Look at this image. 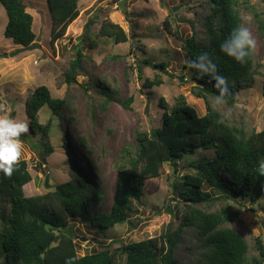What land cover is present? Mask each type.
<instances>
[{"label": "trees", "instance_id": "obj_1", "mask_svg": "<svg viewBox=\"0 0 264 264\" xmlns=\"http://www.w3.org/2000/svg\"><path fill=\"white\" fill-rule=\"evenodd\" d=\"M0 3L7 16L4 36L20 46L31 44L36 38L33 16L23 0H0ZM47 3L51 16L49 40L54 46L78 16L79 0H47ZM203 7L202 34L183 39L181 46L188 57L183 68L189 70L191 79L199 85L193 90L205 100V114L199 115L182 95L170 108L161 98L159 103L164 112L160 125L136 132L133 153L130 146L123 150L113 202L107 211L94 209L93 203L98 202L102 194L91 186L72 158L68 163L70 179L54 183V188H50L48 182L47 191L41 194H24L23 186L32 178L25 159L19 160L11 177L0 173V264H178L175 251L186 226L195 227L197 231L199 257L196 264H263L262 238L257 236L249 242L238 228L229 224L237 221L239 215V209L232 207V200L247 199L254 204L264 192V128L248 130L239 120L228 121L225 113L210 103L218 92L209 77L201 78L188 64L200 53H209L219 73L229 81V94L221 104L227 110L234 106L237 91L253 87L256 76L262 77L264 97V70L263 65L254 61L255 51L241 65L220 50L232 30L243 27L242 10L252 14L264 45V11L250 0H207ZM97 22V31L92 32L91 27ZM163 24L169 34L181 39L168 21ZM93 33L115 44L128 40L118 23L100 19L96 13L90 16L79 43L73 46L74 56L64 74L68 88L77 72L84 68L81 43L85 40L89 46L96 44ZM143 63L166 72L165 61L153 63L145 59ZM161 83L158 75L145 79L147 88ZM67 98L52 97L48 87L40 85L25 101L29 130L42 141L39 145L42 161L53 151V146L48 142L49 125L39 122L38 113L47 106L54 115L60 116L62 107L70 104ZM27 136L29 132L20 139L28 140ZM81 144L85 145L82 137ZM201 150L211 151L212 156L198 157ZM189 158L190 163H187ZM180 160H185L187 171L177 175L171 183L172 200H176L172 207L181 217L176 229L168 228L154 237L122 243L116 249L79 255L72 220L81 219L100 231L127 222L134 211L132 200L141 199L146 181L161 175L165 164L173 165L175 172Z\"/></svg>", "mask_w": 264, "mask_h": 264}, {"label": "rangeland", "instance_id": "obj_2", "mask_svg": "<svg viewBox=\"0 0 264 264\" xmlns=\"http://www.w3.org/2000/svg\"><path fill=\"white\" fill-rule=\"evenodd\" d=\"M205 1L79 0L78 16L52 46L47 1L23 0L26 10L33 16L32 29L36 37L40 35V47L15 54L11 53L20 45L4 36L7 16L0 3V117L28 123L25 101L40 85L47 86L52 97H68L70 101L62 107L60 116L54 115L47 106L38 113L39 122L49 125L48 142L53 146L45 161L40 157L43 153L39 156L42 142L39 135L29 130L28 140H21L23 154L20 159L28 162L32 176L23 186L26 196L46 192L48 182L50 188H54V183L69 180L68 163L72 158L82 168L91 186L102 194L98 202L93 203L94 209L107 211L113 202L117 167L124 156L123 150L130 146L133 153L136 132L149 131L160 125L164 112L159 103L161 98L170 108L182 95L199 115L205 114V100L193 90L199 85L191 79L189 70L183 68L188 57L181 46L183 39L202 34L200 16ZM250 3L264 11V0H250ZM95 13L100 19L118 23L128 40L115 44L94 33L96 44L89 46L84 40L80 45L85 55L84 68L77 72L75 81L68 88L64 74L74 56L73 46L79 43L86 20ZM241 14L243 27L256 41L254 61L263 65L264 70V45L256 23L249 11L242 10ZM164 21L173 26L181 39L167 32ZM98 24L91 27L92 32L97 31ZM145 59L153 63L167 62L166 72L144 64ZM156 75L162 83L147 88L145 79H153ZM181 75L184 76L182 79ZM261 82L262 77L256 76L253 87L237 91L235 104L229 110L217 104L214 97L210 103L225 113L228 121L239 120L248 130L259 131L264 128ZM81 137L85 145L81 144ZM202 156L210 157L212 152L201 150L198 157ZM189 161L190 158L186 160ZM186 162L180 160L175 172L173 165L165 164L161 175L146 181L141 199L132 200L134 211L127 222L100 231L81 219L72 220L79 255L105 248L116 249L122 243L154 237L168 228L176 229L181 217L172 207L176 200H172L171 183L177 175L187 171L184 168ZM231 204L234 209H239V215L237 221L229 225L238 228L249 242L259 236L264 243V192L254 204L240 198L232 200ZM196 232L195 227H184L183 238L175 251L178 264H196L199 257Z\"/></svg>", "mask_w": 264, "mask_h": 264}, {"label": "clouds", "instance_id": "obj_3", "mask_svg": "<svg viewBox=\"0 0 264 264\" xmlns=\"http://www.w3.org/2000/svg\"><path fill=\"white\" fill-rule=\"evenodd\" d=\"M256 49V41L246 27H237L220 45V50L235 62L243 65ZM189 68L201 78L209 77L218 94L215 96L217 104L225 103L229 94L228 78L220 74L216 63L209 53L202 52L195 59L190 60ZM29 132L27 122L18 121L9 117H0V173L11 177L23 154L21 136Z\"/></svg>", "mask_w": 264, "mask_h": 264}, {"label": "water", "instance_id": "obj_4", "mask_svg": "<svg viewBox=\"0 0 264 264\" xmlns=\"http://www.w3.org/2000/svg\"><path fill=\"white\" fill-rule=\"evenodd\" d=\"M47 1V0H46ZM48 5V3H47ZM49 8V6H48ZM40 39V35L37 36L35 38V40L29 44V45H26V46H19L14 52H12L11 54H15V53H18V52H21V51H25V50H31V49H34L36 47H40L39 43H38V40ZM45 184H47V178H46V181H45Z\"/></svg>", "mask_w": 264, "mask_h": 264}]
</instances>
